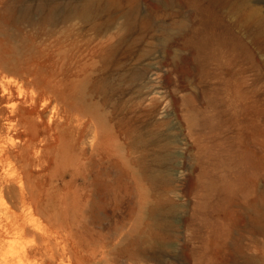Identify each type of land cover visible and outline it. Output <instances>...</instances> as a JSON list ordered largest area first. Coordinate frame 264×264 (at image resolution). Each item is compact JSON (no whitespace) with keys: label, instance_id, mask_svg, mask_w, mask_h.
Instances as JSON below:
<instances>
[{"label":"rangeland","instance_id":"obj_1","mask_svg":"<svg viewBox=\"0 0 264 264\" xmlns=\"http://www.w3.org/2000/svg\"><path fill=\"white\" fill-rule=\"evenodd\" d=\"M82 1L0 0V120L19 145L0 259L43 233L24 264H264V0H93L63 22Z\"/></svg>","mask_w":264,"mask_h":264},{"label":"bare ground","instance_id":"obj_2","mask_svg":"<svg viewBox=\"0 0 264 264\" xmlns=\"http://www.w3.org/2000/svg\"><path fill=\"white\" fill-rule=\"evenodd\" d=\"M99 8H100V4L99 3H97V2H95V1H93V0H85V1H82L81 3H79V4H76V5H70V6H67V7H65L64 8V10H63V13L61 14V19H62V21L63 22H72L73 20H79V21H89L92 17H94L95 15H96V13H97V11L99 10ZM25 14H27L28 12L26 11V12H24ZM133 15V14H132ZM52 16H54V9L52 10V9H50L49 10V12L47 13V18H49V19H51L52 18ZM133 17V16H132ZM251 19L255 22V24H257V25H260L261 24V22H262V17L259 15V13H257V12H254L253 14H251ZM133 19H135V17L133 18ZM131 23V16H129L128 18L126 17V20L122 23V27H124V26H126V25H129ZM97 28V26L95 25L94 27H93V29H96ZM67 42V41H66ZM95 43V42H94ZM66 44V43H65ZM33 48V46H32V44L30 43V41L28 40V41H24V43L22 44V45H19V46H17V48H16V50H15V53H16V55H14V57L11 59V60H7L6 62H7V65H9V66H12V67H14V68H16V67H18L19 65H21L22 63H21V58H19V55H21V53L22 52H24V51H27L28 52V50L30 51L31 49ZM66 48H65V45H64V60H65V66L67 65V63H72V64H74L73 62H75L76 61V63H75V65H77V63H78V60H75L74 61V59L75 58H73V57H71V56H68L67 54H66ZM78 54V53H77ZM76 55V54H75ZM78 56V55H77ZM76 57V56H75ZM77 58V57H76ZM5 62V63H6ZM74 65V66H75ZM2 66V64H1V62H0V67ZM71 66H73V65H71ZM2 67H4V66H2ZM67 67V69H66V73H65V77H64V99H65V102H68V100L70 99V98H73V96H74V93L75 92H77V90H78V85L81 83L80 82V80H77V79H74V78H71V77H69L68 76V73H67V71H68V68H69V66L67 65L66 66ZM7 68V67H6ZM74 68V67H73ZM69 69H71V68H69ZM75 69V68H74ZM77 69V68H76ZM79 69H80V67H79ZM71 74V73H70ZM71 76V75H70ZM75 77V76H74ZM30 107L31 108H29V109H31L30 110V112L32 113L33 111H34V109H35V106H34V104H33V102H31V105H30ZM3 110V108H1L0 107V113H1V111ZM77 112H79L78 110H76ZM81 112V111H80ZM79 112V113H80ZM80 114H82V112L80 113ZM76 116V115H75ZM75 116H73L72 118H74ZM77 116H78V114H77ZM75 117V118H78V117ZM80 116H82V115H80ZM80 116H79V118H80ZM83 116H84V113H83ZM82 116V117H83ZM71 118V119H72ZM2 119V118H1ZM78 120H80V119H76V123L77 124H79V126H81L82 125V123H79V122H77ZM83 120V119H82ZM81 120V121H82ZM7 121V120H6ZM80 121V122H81ZM72 122V121H71ZM10 122H2L1 120H0V133L1 134H3V135H5L7 138H8V140H7V142H6V144L4 145V146H0V181L1 180H3V184H4V182L6 181V180H8V181H10V179H8V176H9V174L4 170V168L6 169V166L4 167V165H5V162H6V160L7 159H9V157H11L13 154H15L16 153V150H17V148L19 147V145L17 144V143H15L14 142V139H12L13 138V136H12V134H11V132H12V129H11V127H13V126H11V123L9 124ZM81 124V125H80ZM96 125H97V123H96ZM75 126V124L73 125V127ZM78 126V127H79ZM80 128V127H79ZM97 128H98V125H97ZM100 128V127H99ZM98 128V129H99ZM98 129H97V131H98ZM14 131V130H13ZM98 133H99V131H98ZM99 138V137H98ZM96 142V141H95ZM96 144V143H95ZM95 150V149H94ZM7 170V169H6ZM154 176H156V174H154ZM6 179V180H5ZM5 180V181H4ZM11 181H12V179H11ZM10 181V182H11ZM14 182V181H13ZM12 183V182H11ZM6 186H7V181H6ZM5 186V185H4ZM15 186V185H14ZM8 187V186H7ZM19 187V186H18ZM23 187V186H22ZM9 188V187H8ZM10 189V188H9ZM9 191V190H8ZM19 192H20V194H21V191H20V189H19ZM24 192H25V190H24ZM25 195V194H24ZM23 198V197H22ZM2 222V221H1ZM22 223V224H21ZM20 224L18 223V226L16 227L17 229L19 228L21 231L19 232V230H13L14 232L16 231H18V233L17 234H21L22 233V235H23V233H25V231H29V232H26V233H28V234H30L31 232H34V231H32L33 230V227H32V225H26L25 223L26 222H24L23 223V221L21 222ZM28 224V223H27ZM12 229H14V228H12ZM7 230V228L5 227V224L4 225H1L0 224V245L1 244H3L4 243V238H3V236H5V235H7V232L10 230V228H9V230L8 231H6ZM12 231V232H13ZM31 231V232H30ZM11 232V233H12ZM6 233V234H5ZM26 233H25V235H26ZM35 233V232H34ZM33 233V234H34ZM17 234L15 233L14 235H16V237H17ZM18 235L19 237L21 236L22 237V235ZM32 234V233H31ZM37 234V233H36ZM35 234V235H36ZM8 235H10L11 236V234H9V232H8ZM13 235V234H12ZM24 235V236H25ZM38 235V234H37ZM46 235V234H45ZM48 236V235H47ZM20 237V238H21ZM33 237H35V236H33ZM39 237H40V239L38 240V244H39V241H41V245L43 244V241L45 242V238L47 239V237H45V236H43V233H41V235L39 234ZM45 237V238H44ZM30 243H31V241H29ZM49 242H50V240H49ZM55 242V241H54ZM57 242V241H56ZM29 244V243H28ZM37 244V242L35 243V245L34 246H32V244H29V245H31V246H27V245H25V246H23V247H21L20 249H18L17 251L15 250V252L17 253L18 252V254H16L17 256L19 255V257L21 256V254H23V255H26V256H28V257H30V254H28L29 252L30 253H32L35 249H36V247H38V250H37V253L39 254V247L40 246H37L36 245ZM44 244H46V243H44ZM46 245H44V247H45ZM1 247H2V245H1ZM46 248V247H45ZM10 249V248H9ZM11 249H12V246H11ZM41 250H42V248H40ZM57 250V249H56ZM10 251V250H9ZM60 251V250H59ZM36 252V251H35ZM34 252V253H35ZM8 253V252H7ZM37 253H35V255L37 254ZM14 254V253H13ZM28 254V255H27ZM4 255V254H3ZM16 255H14L15 257H16ZM32 255L34 256V254L32 253ZM52 255V254H51ZM42 256H43V254H42ZM48 256V255H47ZM3 257V256H2ZM19 257H18V259L17 260H19L20 261V259H22V258H20L19 259ZM28 257H27V259H28ZM48 257H50V256H48ZM52 257V256H51ZM5 258V256L3 257V258H1L2 259V261H1V259H0V263L1 264H20V263H22L23 262V260H21L20 261V263H18L17 261L16 262H14L15 261V259H12V258H6L5 260H3ZM55 259V258H54ZM57 259V258H56ZM14 260V261H13ZM59 262H61V260L59 261ZM26 263V262H25ZM23 264H24V262H23Z\"/></svg>","mask_w":264,"mask_h":264}]
</instances>
